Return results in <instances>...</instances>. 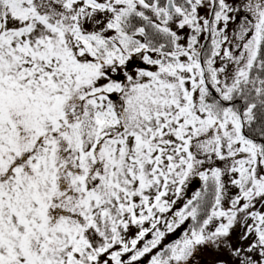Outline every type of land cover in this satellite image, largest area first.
<instances>
[{
  "label": "snow or ice",
  "instance_id": "obj_1",
  "mask_svg": "<svg viewBox=\"0 0 264 264\" xmlns=\"http://www.w3.org/2000/svg\"><path fill=\"white\" fill-rule=\"evenodd\" d=\"M0 264H264V0H0Z\"/></svg>",
  "mask_w": 264,
  "mask_h": 264
},
{
  "label": "rangeland",
  "instance_id": "obj_2",
  "mask_svg": "<svg viewBox=\"0 0 264 264\" xmlns=\"http://www.w3.org/2000/svg\"><path fill=\"white\" fill-rule=\"evenodd\" d=\"M201 185H202V182L199 180V178H193V180L189 183L185 193L183 194V199L179 201L177 205H175L174 210H178L180 207H182L183 203L186 202L187 199L191 198V196L195 193V191H197V189H199ZM182 226L176 231L180 233L182 230ZM171 234L172 233L168 234V237H170ZM205 258H210L209 254L206 253ZM224 259H228V257L226 256V258Z\"/></svg>",
  "mask_w": 264,
  "mask_h": 264
},
{
  "label": "flooded vegetation",
  "instance_id": "obj_3",
  "mask_svg": "<svg viewBox=\"0 0 264 264\" xmlns=\"http://www.w3.org/2000/svg\"><path fill=\"white\" fill-rule=\"evenodd\" d=\"M190 223H191L190 220L186 221L185 224L182 226L181 232L179 233V232L175 231L174 233L171 234L170 237H167L166 242H169V243L174 242L176 239L181 238L183 235V232L188 228ZM224 258H226V256Z\"/></svg>",
  "mask_w": 264,
  "mask_h": 264
},
{
  "label": "trees",
  "instance_id": "obj_4",
  "mask_svg": "<svg viewBox=\"0 0 264 264\" xmlns=\"http://www.w3.org/2000/svg\"><path fill=\"white\" fill-rule=\"evenodd\" d=\"M200 188H201V186L199 187V189H200ZM199 189H197V190H199ZM190 224H191V223H190ZM190 224H189V225H190Z\"/></svg>",
  "mask_w": 264,
  "mask_h": 264
}]
</instances>
